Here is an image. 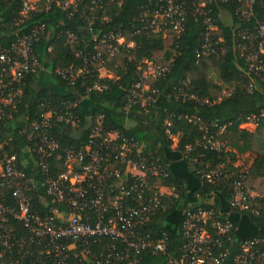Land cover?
I'll return each instance as SVG.
<instances>
[{"label":"built area","instance_id":"built-area-1","mask_svg":"<svg viewBox=\"0 0 264 264\" xmlns=\"http://www.w3.org/2000/svg\"><path fill=\"white\" fill-rule=\"evenodd\" d=\"M154 1L157 8L147 10L143 31L164 35L171 33L180 37L188 17L185 5L179 0ZM21 2L23 8L18 26L43 3L41 0ZM84 2L46 0L44 5L47 10L55 5L63 11H77ZM218 2L228 3L230 0H195L192 4L194 16L205 17L207 25L203 44L197 51L198 59L226 53L225 48L219 51L216 47L218 43H214L212 38L218 27L210 6ZM238 2L241 6L238 15L248 21L254 17L255 6H264V0ZM91 3L100 6L96 1ZM93 24H89L90 32ZM44 31L45 26H41L30 34L15 33L18 39L10 49L0 47L3 73L11 77V81L6 83L0 74V124L7 117L5 109L13 106L16 99L23 95L21 86L26 77L38 75L44 69V63L35 52V45ZM68 38L75 57L81 58L77 37L68 34ZM94 40L97 49L104 50L110 57L134 47L133 43L126 42L122 35L115 32ZM235 44L238 57L246 62L248 72L254 73L264 83V18L253 29H238ZM48 51L51 52L52 48ZM103 55L100 51L92 60L102 65ZM86 64L80 69L70 66L65 70L57 69L54 73L74 86L90 74ZM102 69H99V74ZM169 70L149 62L141 65V80L127 92L126 109L138 106L148 113L157 101L150 92L149 81L163 78ZM14 83L20 85L19 88L15 89ZM186 87L187 84L179 88L176 97L183 101H198L196 96L186 93ZM250 90H254V83L250 85ZM87 91L102 93L109 91V87L96 82ZM224 96L229 97L230 93L226 92ZM78 106V102L53 106L42 101L41 111L36 113L35 120L29 125L30 146L27 152L45 175L44 192L40 191V184L28 177L17 156L5 153L4 146L0 144V190L7 189L11 197V202L0 200V264H140V256L146 251L153 255L167 251V235L155 240L144 236L142 230L154 214L168 212L180 200L176 187L163 185L169 177L170 164L148 157L140 142L106 130L102 115L95 118L84 146L64 149L52 131L55 126H63L77 132L80 124L76 114ZM190 122L198 124L204 133L205 149L222 150L220 133L212 134L208 126L196 118L190 119ZM262 123L264 109L249 116L243 125L258 127ZM73 136L76 138L79 134ZM169 137L177 141L171 135ZM57 152H62L59 158L64 161L65 171L58 175L50 174L51 160ZM117 165L121 167L117 168ZM200 173L209 184L229 185L232 190L230 206L234 211L260 215V207L255 202L257 199L264 200V195L249 190L246 170L236 174L221 165ZM153 181L156 191L149 193ZM13 221L22 226L23 235L19 236L11 228ZM234 230V224L219 211L201 205L189 208L183 222V254L177 259L170 258L167 264H227L229 251H223V239L231 242ZM104 239H109L111 245L107 250L98 251ZM232 264H264V237L245 240Z\"/></svg>","mask_w":264,"mask_h":264},{"label":"trees","instance_id":"trees-1","mask_svg":"<svg viewBox=\"0 0 264 264\" xmlns=\"http://www.w3.org/2000/svg\"><path fill=\"white\" fill-rule=\"evenodd\" d=\"M21 1L0 0V47L10 49L18 39L15 33L30 34L34 29L45 26L41 40L35 45V52L44 64L48 62L52 68V79L48 87L38 88V75L26 77L24 85L21 86L23 95L16 99L13 106L5 109L7 117L0 124V144L4 146L5 153L17 156L28 177L40 184L41 192L45 191L42 186L45 175L27 152L30 146L29 125L35 120L36 113L41 111L42 101L53 106H60L64 102H78L76 114L80 118V124L77 132L63 126H55L52 131L64 149H80L84 146L89 131L95 124V118L102 115L106 130L140 142L148 157L162 162L169 163L168 152L173 153L171 149L174 141L169 135L176 138L177 147L174 152L181 155L187 171L198 182L190 193L184 179L176 178L170 169L169 177L163 185L176 187L180 192V200L168 212L154 214L142 230L144 236L155 240L167 235V251L159 255L146 251L140 256V264H167L170 258L181 257L185 245L182 231L185 213L196 205L219 211L224 217H227L229 210L246 216L255 228V234L243 239L237 236L235 230L231 242L223 239V251H229L227 264H232L233 259L241 252L245 240L264 237V200L257 199L255 202L260 207L259 216L234 211L230 206L232 190L229 185L209 184L202 179L200 173L205 169L225 165L237 174L242 171L234 167L238 155L253 150L255 136L242 130L241 125L249 116L264 109V83L254 73L248 72L246 62L238 57L235 37L238 29H253L263 20L264 6H255L254 17L248 21L238 15L241 7L238 0L211 5L212 17L217 20L218 27L212 38L214 43H218L216 47L219 51L220 48H225L226 53H219V57L198 59L197 51L203 44L207 25L205 17H195L192 13L195 0H179L188 11L185 30L180 37L171 33L164 35L143 31L147 10L157 8L154 0H85L77 11H63L55 5L47 10L44 5L46 0H41L43 3L39 9L22 20V24L18 26L23 8ZM91 1L100 3V6L96 7ZM224 14L231 19L230 24L219 18ZM91 22H94L92 32L89 31ZM111 32L119 33L126 42L133 43L134 47L123 49L114 57H110L102 49H97L94 39ZM68 34L77 37V50L82 53L81 58L75 57ZM50 47L51 52L48 51ZM100 51L104 54L102 65L92 60ZM262 58L264 59V55ZM145 62L170 68L163 78L150 85V92L158 101L157 106L150 107L148 113L138 106L127 110V92L141 80L139 67L145 66ZM85 64L90 74L74 86L54 73L57 69L65 70L70 66L80 69ZM101 68L106 69L112 78H101ZM3 69L4 66L0 64V74L9 83L11 77L4 74ZM96 82L109 87V91L88 93V87ZM253 83L254 90H250ZM185 84L186 93L196 96L198 101H183L176 97L179 88ZM13 86L17 89L20 85L14 83ZM226 92L230 93L229 97L224 96ZM83 100L94 104L92 119L83 110ZM192 118L206 124L212 134L220 133L219 142L223 146L221 151L205 149L204 133L200 131L198 124L190 122ZM257 133L264 136V123L257 127ZM75 134L79 136L75 138ZM61 155L62 152H57L51 160L50 174L58 175L65 171L64 161L59 158ZM120 167L117 165V168ZM246 172L249 190L263 196L264 156L259 155ZM154 183H151L149 193L156 191ZM0 200L11 202L7 189L0 190ZM11 228L19 236L24 234L17 221H13ZM110 245L111 241L104 239L98 251L107 250Z\"/></svg>","mask_w":264,"mask_h":264},{"label":"crops","instance_id":"crops-1","mask_svg":"<svg viewBox=\"0 0 264 264\" xmlns=\"http://www.w3.org/2000/svg\"><path fill=\"white\" fill-rule=\"evenodd\" d=\"M35 1V0H33ZM222 20H225L226 23L230 24L231 19L227 17L226 14L222 16ZM100 75L102 78H112V75L108 73L106 69H102L100 71ZM52 79V68L46 62L44 64L43 71L38 74L37 77V87L38 88H44L48 87L50 85ZM150 84V83H149ZM158 101H156L155 107L157 106ZM83 110L87 113L88 118L93 117V110H94V104L91 101L83 100L82 101ZM242 130L248 131L250 133H253L255 136L254 140V146L253 150L238 155L237 161L234 163L235 168H239L242 171L248 170L254 163L255 159L261 155L264 156V136L257 133V127L253 125H242ZM177 147V141L174 142V145L172 146V152H168L167 159L169 160L170 169L173 171V174L176 178L184 179L187 185L188 191L191 193L192 190L198 185V182L196 179L187 171L183 158L180 154H176L174 151ZM228 148V150H230ZM226 216L229 218V220L234 224L235 233L240 239H243L245 237H248L249 235L255 234V228L252 227L248 217L236 214L234 212H231L230 210L227 212ZM237 223V225L235 224Z\"/></svg>","mask_w":264,"mask_h":264},{"label":"rangeland","instance_id":"rangeland-1","mask_svg":"<svg viewBox=\"0 0 264 264\" xmlns=\"http://www.w3.org/2000/svg\"><path fill=\"white\" fill-rule=\"evenodd\" d=\"M37 5H38V4H37ZM40 6H41V3H40ZM149 82L152 83L153 81L150 80Z\"/></svg>","mask_w":264,"mask_h":264}]
</instances>
